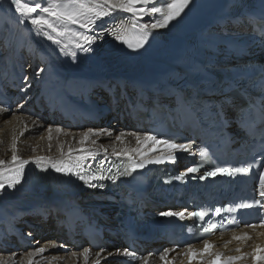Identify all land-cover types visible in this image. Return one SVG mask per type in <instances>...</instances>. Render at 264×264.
Listing matches in <instances>:
<instances>
[{
  "label": "bare ground",
  "instance_id": "obj_1",
  "mask_svg": "<svg viewBox=\"0 0 264 264\" xmlns=\"http://www.w3.org/2000/svg\"><path fill=\"white\" fill-rule=\"evenodd\" d=\"M48 2L49 0H44L43 6H47ZM209 2L210 0H195L191 9L186 10V14L173 21L169 27L149 29L153 33L152 37L169 36L170 31L185 28L192 23L199 29L206 28L210 22ZM80 3L87 4L88 0H77V4ZM153 3L157 7L166 8L165 0H160V3L153 0ZM120 15L124 18L120 19L119 15L104 18V23L113 24L107 30L121 25L128 26L133 19L130 13ZM159 18V14L145 15L139 18V23L151 24ZM51 19L54 21L55 18ZM18 20L14 8L10 7V0H0V91H8L10 88L4 86L3 82L7 83L11 77L23 73L30 76L31 84L26 93H21L20 89L25 87L23 80L15 91L10 107L5 109L0 106V160L5 161V171L18 167V164L11 161L13 154L20 160L29 161L24 166V172L27 173L38 168L35 164L37 157L57 161L66 160L69 155H87V151L82 153L80 149L98 152V157L105 156L104 149H107V157H115L112 155L113 150L121 152L123 149L137 148L135 138L129 133H145L134 127L131 120L133 117L127 111L121 109L120 118H112L109 115L112 106L107 97V88H110L117 104L122 101L118 89L121 80L125 79L127 88L136 80L128 73L129 62L135 53L115 42L111 35H105L102 42L97 41L93 45L94 51L78 52V57L74 60L70 55L61 54V48L67 45L65 52L76 50L77 37L71 33L63 37L52 33L61 41L60 45H56L42 34L38 35L32 25H22ZM233 26V19H228L224 27L209 28L206 36L210 40L241 37L242 34L235 31ZM69 27L74 32L84 31L78 25ZM27 58L29 66L21 69V62ZM41 68L45 71L40 77H36L35 73ZM86 112L95 116L105 113L106 117L85 126L80 115ZM88 129H93L96 134H90L88 140L81 144L82 133ZM100 129L111 131L112 135L101 133ZM121 133L124 135L117 141L115 137ZM93 140L96 141L95 144L92 143ZM140 147L146 153L152 149L151 143ZM131 155L140 157L136 152ZM40 169H46L42 170L44 173L54 171L51 163L47 162ZM23 179H30L29 174L24 175ZM33 197H37V200ZM70 207H75L86 217L98 220L101 215H112L111 205L103 195L96 192L64 194L46 186L42 189L31 187L0 190V264H29V261L32 264H95L98 259L100 264H120V260L125 258L117 253V250L123 252L120 248H107L98 258L95 253L100 250L66 241L62 228L69 216L67 213ZM16 229L20 236L14 238L13 235L18 233ZM235 233L237 232L212 238L210 241L214 246L211 251L230 253L239 248L240 252H248L260 244L264 236L250 241H238L232 238ZM77 238L81 241L79 236ZM225 239H228V244L220 246V242ZM41 247L46 249L45 252L37 253L36 249ZM84 248L90 249L87 262L84 256L79 255ZM164 249L170 248L164 247L163 251ZM191 249L195 255L185 254L189 251L188 247L168 254L166 259L169 264H198L202 245H193ZM73 252L77 255L73 256ZM109 252L114 255L109 257ZM144 257L148 258V264H164L159 255L150 253ZM136 264H142V261Z\"/></svg>",
  "mask_w": 264,
  "mask_h": 264
},
{
  "label": "snow or ice",
  "instance_id": "obj_2",
  "mask_svg": "<svg viewBox=\"0 0 264 264\" xmlns=\"http://www.w3.org/2000/svg\"><path fill=\"white\" fill-rule=\"evenodd\" d=\"M195 0H165L166 8L157 7L153 3V0H88V3L77 4V0H49L47 6H43L44 0H10V7H13L15 14L18 15V22L22 25L30 24L33 27V30L36 31L38 35H43L47 40L52 41L53 44L60 45L61 41L56 39L52 33H56V36L63 37L68 33H71L73 36L77 37L75 42V49L71 52H65L64 48L67 45H64L61 48V54L67 56L70 55L75 60L78 57L79 53H90L94 51L93 45L97 41H103L105 35H111L115 42L124 45L127 49L137 52L140 49L144 48L146 43L149 42L150 37L153 35L149 29L159 30L164 29L170 26L173 21H176L178 18H182L186 14V10L191 9V5ZM156 3H160V0H156ZM140 7H137V6ZM130 13L132 18L128 26H118L112 27L108 30L103 28L104 18H111L113 16L119 15L120 19L124 17L120 14ZM46 14V15H45ZM159 14L161 18L155 19L151 24L148 23H139V18H142L145 15L156 16ZM55 18L54 21L51 18ZM99 22V23H98ZM69 25H78L80 29H83L82 32H74L69 27ZM45 29H50L51 31H45ZM99 29V30H98ZM45 69H39L35 75L40 77ZM25 81V87L21 88V93H26L27 89L31 87L29 82V77H23ZM261 96L260 103L262 108H264V75L261 77ZM236 91H240L239 88ZM204 93L202 95L201 93ZM232 90L225 91L224 89L217 90L215 87L206 88V89H197L194 95H189L183 98L184 102L188 104L191 109L199 114L204 113L209 118L220 120L222 123L227 124L225 118V109L227 107H232L236 110L241 118L244 115V108L241 103H238L236 98L231 94ZM219 97V99H212V97ZM207 97V98H206ZM241 97L245 102L250 101V93L247 88L243 89ZM254 107V105H252ZM250 111V109H249ZM59 131V129H58ZM101 133H104L108 136H111V131L106 129H100ZM95 135L93 129H88L87 132L82 133L83 139L80 141L83 144L88 140L89 135ZM124 134L121 133L116 135L115 139L120 141ZM133 136L137 142L138 147L135 149H123L121 152L113 150L112 155L115 156L118 160L122 157H126L128 163L116 164L115 165V174H113V169L111 167L105 169L104 164L108 163L107 160V149H104L105 158L99 160L95 165L88 164L89 158L93 161H96L99 153L92 150L80 149V152L87 151V155H76L73 157L69 155L68 159L49 161L45 157H37L35 164L38 168H41L44 163H51L52 169L64 175L72 176L81 181L85 186L92 188H103L104 184L101 183L104 180H111L113 183L120 176H127L131 173L136 172L138 169H143L148 164H161L166 160L172 163H175L177 156L172 154L177 151H189V148L186 144L177 143L173 138H158L156 135L145 133L143 135L133 132L129 133ZM92 143H96L95 140ZM146 143H151L152 151H159L160 149L156 146H162L164 149L169 151L167 157L158 156L152 159L145 158L147 153L141 150L142 145ZM71 153V149L69 150ZM136 152L140 155V160L133 159L131 153ZM199 156L203 161L206 152L204 150L199 151ZM11 161L13 164H18V167L10 168L7 172L4 169L5 161L0 160V190H5L6 185L9 189H14L17 184L21 183V176L24 172V166L29 163V161L20 160L15 154L12 155ZM123 169V171H121ZM46 170V169H42ZM199 169L197 167H188L185 172H181L180 175L173 177L175 180H181L183 177L189 174L197 172ZM229 175L235 176L236 174L241 175H251V166L250 165H241L239 167H212L210 170L206 171L204 175L199 176L200 180H205L209 177H216L217 175ZM259 197L258 200H253L252 202H241L235 206L239 209H251L256 208L258 210V215L264 216V170L259 172ZM235 209L232 207L224 208L217 207L214 209L213 215H220L222 212L228 211L232 212ZM173 212L171 210L162 211L159 213L161 217L172 218L176 217L181 220L185 217V212ZM189 217L198 218L201 221H204L207 212L204 210L188 212ZM264 223V220H262ZM249 227H255V225H247ZM215 228L216 225L211 226ZM210 228H203L204 233H208ZM191 231V229H189ZM240 239V237H236ZM205 248L210 247L207 240L204 241ZM63 247V245H61ZM45 248H37V253L45 252ZM105 249L101 248L100 251L96 252V257L100 258L102 252ZM169 249H164L163 252L159 254L161 261H164V264H169V261L166 259ZM90 253L89 248H84L79 255L84 256L85 261L87 262L88 255ZM117 253L128 257L130 260H136L138 257L133 251L124 249L123 252L117 250ZM186 255H195L192 252L191 246L189 245V251L185 253ZM31 255V253H30ZM73 256H76L77 253L73 252ZM114 255L112 252L108 253V256L111 257ZM142 261V264H148L147 257H139ZM241 259V257H229L228 261L225 264H232V261ZM264 260V256L261 257ZM29 264H32L29 261ZM95 264H100L99 259L95 261Z\"/></svg>",
  "mask_w": 264,
  "mask_h": 264
},
{
  "label": "rangeland",
  "instance_id": "obj_3",
  "mask_svg": "<svg viewBox=\"0 0 264 264\" xmlns=\"http://www.w3.org/2000/svg\"><path fill=\"white\" fill-rule=\"evenodd\" d=\"M33 199H34V200H37V197H33ZM16 230H17V229H16ZM17 231H18V230H17ZM13 236H14V238L19 237V236H20L19 231H18V233H15ZM3 252H5V251H3Z\"/></svg>",
  "mask_w": 264,
  "mask_h": 264
}]
</instances>
